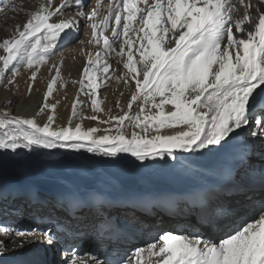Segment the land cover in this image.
I'll return each instance as SVG.
<instances>
[{"label":"snow or ice","instance_id":"1","mask_svg":"<svg viewBox=\"0 0 264 264\" xmlns=\"http://www.w3.org/2000/svg\"><path fill=\"white\" fill-rule=\"evenodd\" d=\"M101 7L99 0L94 5L91 0H41L26 21L0 40V83L11 69L7 85H16L15 77L25 67L32 70L29 95L40 67L56 54L59 44L75 39L86 61L80 79L72 81L80 87L66 126H53L59 101L49 103L58 81L64 84L62 59L51 65L55 75L36 114L50 113L43 124L35 117L11 115L6 109L12 101H6L0 111V153L20 157L25 153L18 150L43 149L51 156L56 155L53 150L65 149L98 154L113 163L124 153L141 167L187 168L200 182L185 194L189 207L178 213L185 227L161 230L159 221H142L139 230L147 224L155 236L135 251L84 253L73 241L87 236L89 228L97 236L121 231L114 213L127 211L119 205L129 198L73 188L48 197L38 188L20 186L11 195L31 210L25 216L17 209L26 224H0V258L44 246L59 253L58 264H143L145 253L151 264H264V163L254 164L264 161V0H111L106 12ZM81 21L86 40L76 36ZM97 46L100 50H95ZM113 52L125 70L122 75L110 73L107 57ZM109 80L122 82L131 91L126 107L119 98L115 101L117 115L102 107L98 91ZM80 94L90 100L92 115H83ZM166 105L171 108L166 110ZM78 116L115 128L85 130L82 123H73ZM127 126L141 131L129 137ZM165 128L180 130L160 134ZM150 130L155 134L149 138ZM101 131L105 134L97 135ZM213 153L225 161L219 168L192 164L194 157ZM257 175L259 195L253 196ZM239 197H244L240 207L245 213L233 226L224 221L235 215L234 201ZM6 198L0 190V200ZM192 216L195 225L190 224ZM198 226L227 232L213 241L190 230Z\"/></svg>","mask_w":264,"mask_h":264},{"label":"bare ground","instance_id":"2","mask_svg":"<svg viewBox=\"0 0 264 264\" xmlns=\"http://www.w3.org/2000/svg\"><path fill=\"white\" fill-rule=\"evenodd\" d=\"M94 5L97 0H91ZM59 2V0H57ZM101 3V12H106V5L111 3V0H99ZM41 1H37L34 5H30L29 13L34 11ZM87 10V9H86ZM22 22V21H20ZM90 32V29L88 30ZM85 29L83 27V21H81V29L76 36L80 39H87L85 37ZM108 35L109 33H105ZM80 45L73 39L69 43H61L58 45L56 54L51 57L47 64L40 67L37 74V80L33 86L31 95L27 93V85L29 83V76L32 70L25 67H21L20 75L15 77L16 85H11L10 92L1 96L0 98V111L5 110V103L11 100L12 103L8 105L7 111L11 115H21L25 117H35L39 123L43 124L46 121L48 112L37 116L42 103L43 97L46 92L47 84L50 79L55 75V70L51 69L53 63H59L63 60V67L61 69V76L63 78V86L58 81L54 90L53 96L49 98V103H56L59 101L56 109V122L53 125L66 126L71 116V104L79 91V84H73V80H79L81 76L82 68L85 64L84 56L79 54ZM85 48L92 50V46L85 44ZM75 49V51H73ZM95 50H100L99 46ZM118 50V48H117ZM3 54V53H2ZM1 54V55H2ZM109 64L111 65L110 73H119L117 70L120 68V58L113 52L107 57ZM126 59V57H125ZM8 78H11V69L2 74ZM118 75V74H117ZM134 84V81L132 82ZM18 86V87H17ZM100 99L104 101L102 107L112 109V114H119V109L115 107V101L119 98L122 106L126 107V103L130 99L131 91L126 89L123 83H118L115 80H109L108 83L99 90ZM124 92V96H120V92ZM66 97V98H65ZM80 98L84 101L82 112L84 116L92 115L90 100L87 96L80 94ZM159 99V98H158ZM140 103L139 101L137 104ZM137 104H133L132 112L135 113ZM171 105H166L165 109L168 110ZM155 111V110H151ZM103 119H107L104 113H99ZM73 123H82L85 130L91 127H99L101 129H107L109 127L115 128V124H99L96 120L84 119L80 120L79 116L73 121ZM128 125V122H125ZM180 129L165 128L161 130L160 134H174ZM124 131L131 136L133 131L140 133L139 128L127 126ZM103 131L98 132L97 135H104ZM112 134H115L113 131ZM153 131H149V138L154 135ZM24 155L16 157L14 154L3 155L0 157V190L12 191L13 189L25 186L38 188L45 196L52 197L56 194L64 191L67 188H73L77 190H86L84 185L89 186L91 189H97L103 193H106L113 197L132 198L137 195L144 197L153 196H165L175 197V199H160L154 204H148L145 202L134 204L131 202L121 203L120 208H127V211H120L114 213L119 218V226L122 229L123 222L135 223L134 229L141 226L142 221H148L149 224H155L158 221L162 223V229H170L173 225H176L180 230L185 227V221L179 217L178 213L181 209H187L189 207L187 203L186 193L196 188L200 182V177L187 168L172 167L166 164H154L151 167H141V176H143L144 183L139 184L134 177L136 175L131 171V164L138 165L139 162L135 161V158L129 154H120L123 159L119 162H109L108 158L98 155L97 157L103 159V162H94L91 159L85 158L80 153H73L65 149L53 150L56 155H48L49 150L37 149L36 153H27L26 150H18ZM190 156L191 154H183ZM223 163L224 159L218 154H209L207 156H197L192 159L194 164L199 169H217ZM264 161L259 159L254 161V164L259 167ZM258 177V175H257ZM255 177V178H257ZM253 179V185L255 189L252 192L253 196L259 195L258 186L259 182ZM6 203L1 205L0 203V224L5 223H21L26 224L24 219L19 215H12L6 212V206L9 208H19L25 213V211L31 210L26 204H23L20 200L13 198L11 194L6 193ZM140 198V197H139ZM154 198V197H153ZM160 198V197H159ZM167 198V197H166ZM156 199V198H155ZM1 200V201H3ZM131 200V199H128ZM133 200V199H132ZM244 202V197H239L238 202L234 201L235 215L227 218L225 223H230L235 226L237 218L245 213V210L240 207V204ZM20 212V211H18ZM26 215V214H25ZM170 217H176L172 219ZM197 223L196 217L190 218V224L195 225ZM91 230V229H90ZM191 231L203 232L204 238L213 241L220 240L221 231L224 233L227 229H209L207 227H196L190 229ZM90 233L96 234L95 231ZM124 232V231H123ZM130 233L116 232L118 237L116 241L112 235L114 233L103 232L102 235L97 236V242L99 248L102 251H112L114 248L117 251H135V248L144 246V241L149 239L150 236H155L154 232L149 233L148 225H143V231L141 233L135 231ZM144 234V235H142ZM138 235H141L138 236ZM134 236V237H133ZM90 238V236H89ZM87 239V238H86ZM101 239V240H100ZM79 241V240H78ZM73 241L78 243L80 247H83L84 253L89 250L98 251L93 249L92 245H87L81 241ZM94 242V243H95ZM89 244V243H88ZM110 247L112 250H110ZM88 253V252H87ZM48 260H54L55 256H59V253L54 252L44 246H33L30 250H20L19 252H11L6 257L0 258L3 260V264H44L46 257ZM52 258V259H51ZM60 259V258H58ZM155 257L152 258L154 260ZM55 261V260H54ZM51 264V262L47 263ZM143 264H151L148 258V254H143Z\"/></svg>","mask_w":264,"mask_h":264},{"label":"rangeland","instance_id":"3","mask_svg":"<svg viewBox=\"0 0 264 264\" xmlns=\"http://www.w3.org/2000/svg\"><path fill=\"white\" fill-rule=\"evenodd\" d=\"M37 1H41V0H0V40H2L3 38H6L7 36H9L12 33V31L14 30L16 25L22 24L24 21H26V19L28 18L30 5H34ZM13 9H17L19 11L18 12H14ZM20 21H22V22H20ZM1 54H2V51H0V55ZM119 65H120L119 66L120 68L117 70V72H119V73H117V74L118 75H122L125 70L123 69L122 63H119ZM4 77H6L4 79V82L0 83V98H1V96H4L6 93L8 94L10 92V89H11L10 88L11 85H7V78H8L7 74H5ZM82 154L85 156V158L91 159L94 162H98V161L103 162V159H100V158L97 157L98 154L94 155L92 153H87V152H84V151H82ZM3 155H4L3 153H0V157L3 156ZM130 167H131V171L130 172H134V174L136 175V177H134V179L139 184L144 183V180H143L144 178H143V176L140 175L141 174V172H140L141 168L138 165H136V164H131ZM255 180L259 182V176L257 178H255ZM253 182H255V181H253ZM12 191H10V192L9 191H5V193L11 194ZM153 197H149L148 198V197H144L142 195L141 196L137 195L135 197L129 198L131 200H128L127 202H131V203H134V204H139V203H142V202H145V203H148V204H154L155 202H161V201H158L160 199H170V198L171 199H175V197H170V196L168 197V195L159 196L160 198L157 197V196H153ZM0 203H1V205H3V204L6 203V200H3V201L0 200ZM17 209H18V207H17ZM17 209L16 208H14V209L13 208H9V207L6 206V212L8 214H12V215H16L17 214V215H19L21 217V213L18 212ZM19 209H20V206H19ZM27 213H28V211H25L24 215L25 214L27 215ZM24 221L27 223L26 219H24ZM90 229L91 228L87 229L89 234L87 236H85L82 240H79V241L84 242L87 245H92L93 249L96 248V249H98V251H101V248H99L98 245L96 244L99 240L97 239L96 234H94V235L90 234V233H93L92 232L93 230L92 229L90 230ZM132 230L133 229H129L127 231L130 232ZM163 230H167V229L165 228ZM133 232H134V230H133ZM226 232L227 231L222 233V231H221L220 238L224 237ZM89 236H90V238H89ZM95 241H97V242H95ZM112 248H114V247H110V250H112ZM80 249H81L82 252H84V250H83L84 248L83 247H80ZM91 250H89V251L86 250L85 253L90 252ZM58 258H60V256H58V257L55 256L53 258L55 261L54 260L49 261L48 260V256H47L44 264H47L49 262H51V264H58V261H59Z\"/></svg>","mask_w":264,"mask_h":264},{"label":"water","instance_id":"4","mask_svg":"<svg viewBox=\"0 0 264 264\" xmlns=\"http://www.w3.org/2000/svg\"><path fill=\"white\" fill-rule=\"evenodd\" d=\"M86 188H88V187H86Z\"/></svg>","mask_w":264,"mask_h":264}]
</instances>
